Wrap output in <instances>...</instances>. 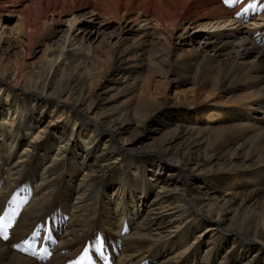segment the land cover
<instances>
[{
  "label": "bare ground",
  "instance_id": "obj_1",
  "mask_svg": "<svg viewBox=\"0 0 264 264\" xmlns=\"http://www.w3.org/2000/svg\"><path fill=\"white\" fill-rule=\"evenodd\" d=\"M240 11L264 21V0H0V210L13 202L18 219L0 235V264H61L95 230L113 237L124 224L118 264H264V28L196 46L189 33ZM87 15L115 22L122 45L107 54L88 26L54 27ZM138 21L158 28L136 32ZM40 42L42 57L26 61ZM220 56L224 68L207 64ZM144 69L191 85L158 98ZM109 70L126 77L109 86L130 94L119 107L94 80ZM190 97L215 102L188 109ZM152 125L158 138L130 151ZM45 216L65 224L55 249L66 251L46 263L23 243Z\"/></svg>",
  "mask_w": 264,
  "mask_h": 264
},
{
  "label": "rangeland",
  "instance_id": "obj_2",
  "mask_svg": "<svg viewBox=\"0 0 264 264\" xmlns=\"http://www.w3.org/2000/svg\"><path fill=\"white\" fill-rule=\"evenodd\" d=\"M256 14L253 13V15H256ZM257 16H258V14L256 15V18L254 17L249 22V24H244V25H238L237 22L235 21L236 19L233 18L230 22L228 21V22L221 23V24H215V23L211 22V23H208L207 25L203 24L201 26H197L195 28H192L189 31V33L191 34V36L193 38L192 44H193V46L194 45L196 46L197 42L200 39L201 40H206V39L210 40L211 38H214V41L216 43L223 42V39H221L219 37H213V34H215V33L227 34L231 31L238 33L240 31H244L245 29H249V30L262 29V28H264V21H258ZM69 18H71V16H63L61 18V20L55 24L54 27L57 29H65L67 27H71V29H73L77 25L88 26L91 30H93V32L97 31V33L98 32L101 33L100 36L103 39L101 40V42H99L100 41V38H99L98 40L95 41L94 45H96V47L101 46V48H103V50H105L107 54L112 52V50H111L112 47H120V45H122V43L120 42V38H119L120 34H119V31L117 30L115 22H113L111 20H101V19H97L98 17H95V16L93 17V16L87 15L85 17L78 18L77 20H75L73 22L72 25H70V22L67 20ZM99 20H101V21H99ZM203 21L204 20H201V22H203ZM126 22H127V24L130 25V21H128V19L126 20ZM254 22H257V23H254ZM16 23H17V16H15V15L11 16L10 20L7 22V25H6L8 27L7 32L11 31V29H16L17 28ZM256 26H260V27L257 28ZM156 27L158 28V26H156V24H154L153 22H149V21L148 22L147 21L139 22L138 21L135 25H133L132 28L136 32H143V31L153 30ZM12 31H14V30H12ZM111 44H112V46H111ZM183 48H184V50H186L185 48H188V47L184 46ZM192 49H195V48H192ZM42 50H43V44L40 42V44L36 45V47L34 48V52L27 54L24 57V59H26V61H32V62L36 63L42 57ZM108 51H109V53H108ZM14 55H18L15 57H21V55H19L18 53H15ZM142 57H144V59H145L147 56L143 55ZM102 58H105V57L102 56ZM104 60L108 61L109 58L106 57ZM153 60H154V62H156L155 59H153ZM191 60L193 62L197 61V59H194V58H191ZM211 61L208 62L207 64H210L211 66L214 65L216 68H224L227 65V62L224 59V56H220L218 59V62H216V60H215L214 64ZM144 62L146 63L147 60H144ZM127 63L130 65V62H127ZM176 72H178V70L170 72L167 75H162V76L157 75L156 76L155 75L156 69L153 70V72H149V71H147V69H144L140 72V74H141V77H143V78L145 77L144 79L146 81H148L149 88H150L151 92L154 94V96L158 95L157 96L158 98H164L166 96V98H168L170 101L174 102L175 99L177 98L178 94L186 91L189 88V86L191 85L189 79H187L186 77H185V79H183L182 77L180 78L179 76L176 77V74H175ZM107 74H108V78L103 79V77H100V78L97 77L96 79H94V80H96L95 82L98 85L102 86V90H101L102 94L100 93L102 99L105 97V95L110 96L112 94V92L116 93L117 90H114V88L109 87L112 83L114 85L120 84L123 86V84H121V83H124L126 81V77H123V76H121V74H118L117 70H114V71L109 70ZM101 81H102V83H101ZM128 81L131 82V80H129V79H128ZM141 81L144 82L143 80H141ZM106 90H107V94L105 93ZM138 91H139V88L136 89L135 92L137 93ZM115 93L112 96H110L111 99L106 97L107 101L110 100L109 101L110 104L107 105L106 108H112L115 106L119 107L120 105L123 104L124 100H127V97H129V95H130L129 92L127 94L126 91H124L125 96H122V95L115 96ZM215 99H217V101H218V98H215ZM219 99H224V97L219 98ZM208 101L209 102H211V101L215 102V100H213V99H208V98L205 99L202 97H197L195 99H192L190 97V99L185 103L188 105V109L189 108L194 109L195 107H200L201 105H206L207 103H209ZM157 117L158 116L156 115L155 119H157ZM152 126L153 127H151L150 129L143 130L142 133L139 134L138 136H136L132 140L131 143L127 144V147L130 151L141 150V149H143L142 146L140 148H137L136 146H138L139 144L146 145V144L150 143L151 141H153L155 137L158 138V136L160 134L157 131H155L156 125H152ZM166 172L167 171H165V173ZM166 177H169V176H166ZM211 192L218 193L219 190H215L213 188V189H211Z\"/></svg>",
  "mask_w": 264,
  "mask_h": 264
},
{
  "label": "snow or ice",
  "instance_id": "obj_3",
  "mask_svg": "<svg viewBox=\"0 0 264 264\" xmlns=\"http://www.w3.org/2000/svg\"><path fill=\"white\" fill-rule=\"evenodd\" d=\"M234 2H236V0H225V3L231 5ZM253 5H249V7H252ZM237 15H239V13H237ZM11 223L7 218V213L4 216H0V235L3 236V238L7 239V235H8V229L11 227ZM33 235H36V233H33ZM25 245H29L30 242L25 240L23 242ZM16 247H19V245H16ZM27 250V249H24ZM82 258H87V250H85V254L84 257Z\"/></svg>",
  "mask_w": 264,
  "mask_h": 264
}]
</instances>
